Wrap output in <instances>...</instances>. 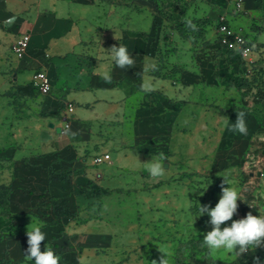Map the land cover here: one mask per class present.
<instances>
[{
	"label": "crops",
	"instance_id": "obj_1",
	"mask_svg": "<svg viewBox=\"0 0 264 264\" xmlns=\"http://www.w3.org/2000/svg\"><path fill=\"white\" fill-rule=\"evenodd\" d=\"M185 1H169L163 12L154 0H0V264L29 262L31 222L44 225L41 251L50 244L61 264L158 262L159 250L171 255L211 230L207 214L193 219L191 179L202 174L212 179L209 198L206 184L197 187L205 205H216L226 179L240 197L233 220L264 215V87H245L254 71L217 35L225 16L264 72V0H245L240 11L237 0L197 10ZM186 17L214 24L205 46L171 28ZM26 36L29 48L18 58L12 47ZM120 44L135 67L115 66L109 52ZM159 50H170L162 73L177 68L172 78L156 75ZM152 63L156 70L146 68ZM41 71L53 85L49 95L33 84ZM143 83L154 90L142 91ZM239 111L247 136L222 119L231 125ZM66 126L74 138L57 132ZM161 152L168 168L155 180L145 163ZM103 154L110 160L96 164ZM212 256L226 264L258 256L264 264V247Z\"/></svg>",
	"mask_w": 264,
	"mask_h": 264
},
{
	"label": "clouds",
	"instance_id": "obj_2",
	"mask_svg": "<svg viewBox=\"0 0 264 264\" xmlns=\"http://www.w3.org/2000/svg\"><path fill=\"white\" fill-rule=\"evenodd\" d=\"M184 25L191 31H198V27L191 18L186 17ZM116 39V38H115ZM111 59L115 66L122 70L135 67L133 55L129 53L128 48L120 44L119 47L113 46L110 49ZM156 64L147 65L146 68L156 70ZM103 79L107 83H111L112 77L110 73L105 72ZM141 90L150 92L154 90L150 83H143ZM246 113L239 111L236 113L235 123L228 124L229 119L222 117L225 126L233 133L247 136L248 128L246 124ZM62 129L60 135L74 138L77 133L71 130L70 126ZM168 161V157L163 152L157 158H152L146 164V170L150 177L158 180L165 175L164 162ZM225 184L228 186L225 187ZM221 196L214 207L199 204V216L207 214L210 218L208 224L211 225V230L203 236V245L207 247L209 252L215 253L221 249L228 253H235L236 256H242L249 251L257 250L264 247V215H253L248 212L244 218L233 220V216L237 213L238 203L240 200L238 191L230 186L226 179L220 185ZM232 221L230 226L221 228V225ZM44 225L42 223H33L27 226V249L25 251V259L33 261L34 264H61V257L53 250L50 244L45 245V250L41 251V243L46 240V234L42 231ZM163 255L159 262L152 260L151 264H170L168 253L159 250ZM253 264H261L258 256H254Z\"/></svg>",
	"mask_w": 264,
	"mask_h": 264
},
{
	"label": "rangeland",
	"instance_id": "obj_3",
	"mask_svg": "<svg viewBox=\"0 0 264 264\" xmlns=\"http://www.w3.org/2000/svg\"><path fill=\"white\" fill-rule=\"evenodd\" d=\"M175 2V4H177L179 7L183 6V4L186 3L185 0H154L155 4H157L158 8L162 9L163 12H166L163 5L164 4H168V2ZM209 4L210 0H189L188 4L192 5L193 9L196 8L199 9L201 7V4ZM207 20V22L209 23L208 26H206L205 30L203 31V34L199 35V33L197 34L194 33L192 36V41L193 44L195 45V48L197 46L203 47L205 46L208 42H206L207 38H208V34L210 33V31L212 29H210V27H214V24L212 23V21H210L209 19H204ZM249 161V160H248ZM252 169V167H251ZM191 179V178H190ZM211 178H209L207 175L202 174L201 179H191V185L193 186L192 188H195V201L194 204L192 205V212H193V216H195V218H193L194 220H197V215H198V209H199V204L200 205H205L204 200H202V196L204 192H207V198H209L211 196V191H209L207 188H209L208 186L211 185ZM202 182V184H206V188L204 189V191L202 192V190H198L197 187L200 186V183ZM210 183V184H209ZM221 184H217V187L220 188ZM196 186V187H195ZM226 187V184H225ZM213 188V187H212ZM199 191H201V196H199ZM221 191V190H219ZM210 192V193H208ZM200 197V202L199 203V198ZM206 219H209L208 215L206 216ZM205 219V220H206ZM189 240L186 241L184 244H186L185 246H183L184 244L180 243L176 246L175 251L173 254L168 255L170 264H216L217 260L212 256V253L209 252V250L207 249L206 246L203 245V238L201 240V242L198 243V241H193ZM190 243V244H189ZM186 247V248H185ZM163 254H160V257ZM159 262V261H158ZM29 264H34V260L31 261V263Z\"/></svg>",
	"mask_w": 264,
	"mask_h": 264
},
{
	"label": "built area",
	"instance_id": "obj_4",
	"mask_svg": "<svg viewBox=\"0 0 264 264\" xmlns=\"http://www.w3.org/2000/svg\"><path fill=\"white\" fill-rule=\"evenodd\" d=\"M245 0H237L236 10L240 11L243 7ZM217 35L218 42L222 48L231 50L233 48H239L241 55L247 65L253 71V64L249 60V57L254 52V46L247 41L246 37L240 33L235 32L228 23L225 16H221L217 22ZM29 48V37H24L17 41L12 49L13 53L18 58H23ZM35 88L43 95H49L52 92L53 85L46 72H38L35 75L34 82ZM73 107L70 108V112ZM110 160L109 154H103L96 157V164H103Z\"/></svg>",
	"mask_w": 264,
	"mask_h": 264
},
{
	"label": "trees",
	"instance_id": "obj_5",
	"mask_svg": "<svg viewBox=\"0 0 264 264\" xmlns=\"http://www.w3.org/2000/svg\"><path fill=\"white\" fill-rule=\"evenodd\" d=\"M184 18L181 19L180 21H177L175 23H173L171 25V28L175 31L178 32L179 36L181 39L183 40H190L192 39V36L194 33L197 32V34L199 33V35L203 34V31L205 30L206 26L209 25V23L207 22V20H204V19H192L193 20V23H195L198 27V31H191L190 29L186 28L185 25H184ZM169 39V37H165V41H167ZM170 53V50H165L164 52H162L161 50H159L158 52V55L160 56V59H161V63H162V68L156 73V75L158 77H161V78H172L174 73H177L176 69L177 68H174L172 71H168L166 73H162V70L165 69V66H164V62L168 55ZM253 79L250 80L249 82L247 81L246 84H245V87H258V88H262L264 87V72L263 71H257L256 68H253ZM203 237H200V238H193L192 240L193 241H198L201 242ZM192 241V242H193ZM190 244V243H189ZM186 244H184L183 246H185ZM186 248V247H185ZM26 264H29L31 263V261L29 262H25ZM16 264H20V263H16ZM216 264H226L224 262H221V261H217Z\"/></svg>",
	"mask_w": 264,
	"mask_h": 264
},
{
	"label": "water",
	"instance_id": "obj_6",
	"mask_svg": "<svg viewBox=\"0 0 264 264\" xmlns=\"http://www.w3.org/2000/svg\"><path fill=\"white\" fill-rule=\"evenodd\" d=\"M51 128H55V126L53 124L50 125ZM57 132L58 133H61L62 130L61 129H57ZM264 154V153H263ZM166 168H168V164H166L165 166ZM262 174L261 173H258V176H261ZM251 176H254V174H251Z\"/></svg>",
	"mask_w": 264,
	"mask_h": 264
}]
</instances>
